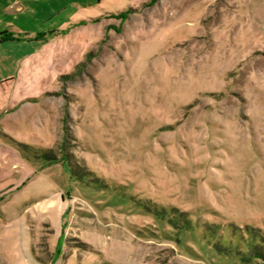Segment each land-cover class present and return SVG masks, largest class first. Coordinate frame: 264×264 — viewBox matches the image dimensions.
<instances>
[{
	"label": "rangeland",
	"instance_id": "374dc122",
	"mask_svg": "<svg viewBox=\"0 0 264 264\" xmlns=\"http://www.w3.org/2000/svg\"><path fill=\"white\" fill-rule=\"evenodd\" d=\"M13 1L0 161L72 172L51 234L0 170V264H264V0Z\"/></svg>",
	"mask_w": 264,
	"mask_h": 264
},
{
	"label": "crops",
	"instance_id": "0c3cea01",
	"mask_svg": "<svg viewBox=\"0 0 264 264\" xmlns=\"http://www.w3.org/2000/svg\"><path fill=\"white\" fill-rule=\"evenodd\" d=\"M14 4L15 1L10 4L7 2L5 6H0V9L2 12H8L7 7L9 6L11 8ZM42 96L43 95L35 99L22 98L18 101H14V103L12 102L13 104L2 112V114L8 117L13 112L19 110L22 106L30 105L29 103L32 102L31 100L38 101L42 98ZM34 157L36 161L28 163L25 166L21 163L20 158L16 156L15 153L11 159H5L2 162L0 161V170L5 173L7 178H10L8 179L10 180V185L5 188L3 192L7 190V193L15 194L29 187H32L34 190L39 192L40 195L38 199L33 201V206H28L23 210L27 216L28 223V225L26 223L24 224V229L26 231H33V228L36 226L48 224L52 234L54 232V228L57 226V222H63V213L65 210L63 207V195L65 193L63 190L64 184L62 179L64 176L66 178L68 177V179L70 178L69 170L65 167V165L59 163L57 160H44L38 155ZM4 231L9 233L10 230L4 229ZM3 233L4 232H2V234ZM27 237L28 236L24 235V242H28L27 239L25 240ZM24 264H30V261L26 259ZM41 264L49 263L41 261Z\"/></svg>",
	"mask_w": 264,
	"mask_h": 264
},
{
	"label": "trees",
	"instance_id": "16d2710c",
	"mask_svg": "<svg viewBox=\"0 0 264 264\" xmlns=\"http://www.w3.org/2000/svg\"><path fill=\"white\" fill-rule=\"evenodd\" d=\"M51 155V152H48V153H46L45 154V158H47L48 160H54L56 157H52V155ZM70 169V168H69ZM71 171V169L69 170V172ZM72 172V171H71Z\"/></svg>",
	"mask_w": 264,
	"mask_h": 264
}]
</instances>
